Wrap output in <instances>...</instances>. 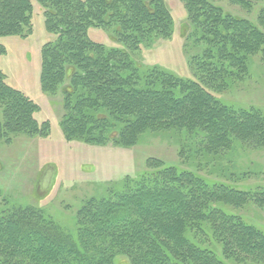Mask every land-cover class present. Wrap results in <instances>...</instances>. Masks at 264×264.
<instances>
[{
  "label": "trees",
  "instance_id": "1",
  "mask_svg": "<svg viewBox=\"0 0 264 264\" xmlns=\"http://www.w3.org/2000/svg\"><path fill=\"white\" fill-rule=\"evenodd\" d=\"M180 1L192 77L142 61L143 48L175 33L165 0H0V38H26L36 13L44 16L52 35L41 49V91L61 95L67 141L127 148L172 133L182 162L149 158L137 178L84 199L73 229L0 188V264H264V232L233 214L264 208V189L227 183L245 176L233 166L237 155L264 149V112L215 94L247 80L255 56L264 60V0ZM224 1L258 5V16L234 14ZM91 29L114 45L92 39ZM39 111L0 71V144L48 138Z\"/></svg>",
  "mask_w": 264,
  "mask_h": 264
},
{
  "label": "rangeland",
  "instance_id": "2",
  "mask_svg": "<svg viewBox=\"0 0 264 264\" xmlns=\"http://www.w3.org/2000/svg\"><path fill=\"white\" fill-rule=\"evenodd\" d=\"M165 1L172 12L175 33L152 48H143L142 61L147 66L157 65L179 76L192 77L184 50L187 11L180 0ZM221 3L232 13L250 20L258 16V5L245 11L229 1ZM33 24V33L26 38H0L6 48V54L0 56V71L9 86L39 104L36 118L39 123L50 122L51 135L48 138L18 136L10 144H0V188L17 204L42 209L62 227L73 229L84 199L104 195L110 185L119 184L126 177L137 178L146 172L149 158L182 167L179 144L172 133H150L141 144L127 148L113 143L67 141L60 126L64 112L61 95L44 94L40 84L41 49L52 34L46 30L41 12L36 13ZM90 36L108 46L114 45L102 30L91 29ZM215 94L218 99L238 108L255 107L264 112V60L255 56L247 80ZM236 157L238 161L235 160L233 166L245 176L227 183L243 191L263 190L264 149ZM207 172L202 175H209ZM233 214H239L264 232V208L250 204L236 209ZM119 264L127 262L122 259Z\"/></svg>",
  "mask_w": 264,
  "mask_h": 264
}]
</instances>
